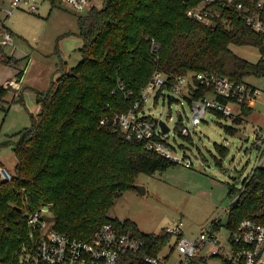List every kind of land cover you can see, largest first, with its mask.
<instances>
[{"label": "trees", "instance_id": "obj_1", "mask_svg": "<svg viewBox=\"0 0 264 264\" xmlns=\"http://www.w3.org/2000/svg\"><path fill=\"white\" fill-rule=\"evenodd\" d=\"M200 1L104 0L102 8L93 6L79 18L81 62L63 67L50 90L37 92L40 110L32 116L31 127L19 132L17 141L0 143V151L13 145L17 158L11 179L4 180L0 173V264H23V249L32 245L28 214L46 206L54 229L82 240L92 241L102 226L115 223L145 240L151 255L171 242L166 229L145 233L134 221L109 215L125 192L138 190L141 174L177 164L146 150L143 142L128 141L114 130L113 120L140 99L156 70L176 76L210 72L236 82L264 77L262 37L243 24L228 29L189 17L188 9ZM233 45L255 46L261 58L248 61ZM11 89L0 85V101ZM210 91L200 86L194 98ZM252 111L243 106L244 115ZM104 118L108 123L101 125ZM182 127L176 129L181 132ZM216 149L223 158L229 153L221 144ZM4 166L0 160V170ZM228 195L232 203L226 227L234 232L242 220L264 214V169H254L241 188L230 185ZM215 227L223 226L215 222ZM137 258V264H145Z\"/></svg>", "mask_w": 264, "mask_h": 264}, {"label": "rangeland", "instance_id": "obj_2", "mask_svg": "<svg viewBox=\"0 0 264 264\" xmlns=\"http://www.w3.org/2000/svg\"><path fill=\"white\" fill-rule=\"evenodd\" d=\"M0 1L1 24L14 33V45L0 50V85L18 73L24 74L21 88H12L4 101H0V143H5L17 141V134L31 127L32 116L39 113L37 92L50 90L61 77L63 67H73L81 62L83 39L79 18L87 15L91 8L85 13H77L66 4L40 0L39 10L35 13L18 9L9 15V0ZM103 2L92 0L91 4L102 8ZM232 49L251 62L261 58V52L255 46L233 45ZM248 81L264 90L263 77ZM230 106L235 116L239 115L240 122L209 112L200 126L194 127L189 126L192 110L186 98L165 90L158 102L149 101L148 112L153 118L168 123L172 129L171 142L180 148L179 152L186 150L194 165L176 164L152 175L141 174L137 184L143 186L146 193L142 194L140 190L125 192L116 200L110 217L134 221L141 231L156 234L183 222L189 238L196 237L206 225L216 220L223 226L219 235L225 241L229 235L226 224L232 203L229 187L241 188L243 181L257 167L254 126L264 125L263 104L258 103L247 116L240 115V106ZM178 125L189 126L191 140L180 135L176 129ZM230 127L237 129L235 135L227 129ZM216 144L229 149L226 157L219 154ZM0 160L9 168L15 167L17 158L13 145L1 148ZM202 264L223 263L218 258H209Z\"/></svg>", "mask_w": 264, "mask_h": 264}, {"label": "built area", "instance_id": "obj_3", "mask_svg": "<svg viewBox=\"0 0 264 264\" xmlns=\"http://www.w3.org/2000/svg\"><path fill=\"white\" fill-rule=\"evenodd\" d=\"M49 1L66 4L77 13H85L93 7L92 0ZM9 2L11 8L7 12L11 15L18 9L37 12L40 0ZM187 14L206 25H222L228 29L243 24L260 35L264 45V0H201L190 7ZM11 45H14V33L0 23V48ZM159 48L154 43V50ZM22 79L23 77H17L4 86L19 90ZM248 80L249 78L244 82H236L227 76L210 72H188L176 76L156 70L142 88L140 99L127 112L115 117L113 128L123 132L128 141L143 142L145 149L150 152L177 164L192 167V157L187 151L179 152L180 148L171 142L170 126L168 125L170 131L165 133L158 119L148 112L149 101L158 102L165 90L186 98L192 110L189 126H200L209 112L240 120L230 104L241 107L240 115L243 114V106L254 110L258 103L264 105V90ZM200 86L211 91L206 96L195 99V90ZM132 94L130 91L129 95ZM107 123L108 118L101 120V125ZM189 126L182 127L179 132L182 137L192 136ZM254 128L259 160L256 168L264 169V125H255ZM0 173L4 180L11 179L2 168ZM49 210L51 212L50 206H46L28 214L32 245L23 249V264H137L138 256L145 264H202L209 258H218L223 264V260L228 264H264V214L242 220L236 231L229 230L225 241L220 238L221 229L217 230L215 227L216 220L206 225L194 238L186 236L183 222L168 226L166 231L173 238L154 256L146 250L145 240L115 223L102 226L92 241L61 233L54 229ZM181 233L183 236L179 238Z\"/></svg>", "mask_w": 264, "mask_h": 264}, {"label": "water", "instance_id": "obj_4", "mask_svg": "<svg viewBox=\"0 0 264 264\" xmlns=\"http://www.w3.org/2000/svg\"><path fill=\"white\" fill-rule=\"evenodd\" d=\"M158 121H159V123H160L163 131L165 133H168L170 131V128H169L168 124L165 121H162L160 119H158ZM136 188L138 190H140L142 194H145L146 193V189L143 186L136 184Z\"/></svg>", "mask_w": 264, "mask_h": 264}, {"label": "crops", "instance_id": "obj_5", "mask_svg": "<svg viewBox=\"0 0 264 264\" xmlns=\"http://www.w3.org/2000/svg\"><path fill=\"white\" fill-rule=\"evenodd\" d=\"M17 77H18V76L16 75L15 78H17ZM22 77L24 78V74H23ZM15 78H13V79H15ZM13 79H10V80H8V81H5V84H6L7 82L13 80ZM5 84H4V85H5ZM23 87H24V86H23ZM39 110H40V107H39ZM15 166H16V163H15ZM2 169L5 170L10 176L15 174V167H14V168H9V167H7V166L5 165Z\"/></svg>", "mask_w": 264, "mask_h": 264}]
</instances>
